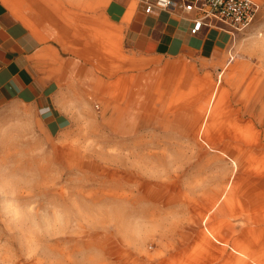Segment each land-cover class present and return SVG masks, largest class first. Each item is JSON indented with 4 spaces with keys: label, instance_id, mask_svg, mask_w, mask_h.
Instances as JSON below:
<instances>
[{
    "label": "rangeland",
    "instance_id": "374dc122",
    "mask_svg": "<svg viewBox=\"0 0 264 264\" xmlns=\"http://www.w3.org/2000/svg\"><path fill=\"white\" fill-rule=\"evenodd\" d=\"M4 1L55 46L70 125L0 112V264H237L199 244L223 220L251 226L238 243L264 264V190L249 172L264 171V0L219 68L133 52L100 13L108 0ZM172 63L200 83L168 86ZM186 205L198 223L178 252Z\"/></svg>",
    "mask_w": 264,
    "mask_h": 264
},
{
    "label": "crops",
    "instance_id": "0c3cea01",
    "mask_svg": "<svg viewBox=\"0 0 264 264\" xmlns=\"http://www.w3.org/2000/svg\"><path fill=\"white\" fill-rule=\"evenodd\" d=\"M100 13L114 26L124 45L138 54L195 55L219 68L231 51L232 35L214 27L192 33L191 17L180 9L145 13L139 0L135 5L132 0H108ZM54 48L47 33L30 26L0 0V112L28 106L41 116L48 131L56 133L67 129L70 117L60 100V72L52 60Z\"/></svg>",
    "mask_w": 264,
    "mask_h": 264
},
{
    "label": "bare ground",
    "instance_id": "6f19581e",
    "mask_svg": "<svg viewBox=\"0 0 264 264\" xmlns=\"http://www.w3.org/2000/svg\"><path fill=\"white\" fill-rule=\"evenodd\" d=\"M262 32V31H261ZM260 34V33H259ZM262 37V35H261ZM174 64V63H172ZM175 65V64H174ZM170 66V65H169ZM183 67V65H181ZM182 67H175L171 65V67L165 68L162 72H163V77H161V79L164 78V82L168 84V86H175L177 89L180 88L181 84H187V87L189 89H192L193 86H196V84L200 83L199 81H201L199 79V77H197V75L194 73L193 68L192 67H187V68H182ZM165 88V87H164ZM163 88V89H164ZM208 98V97H207ZM201 124H197L195 122V126H194V132L198 133L201 130ZM213 133V132H212ZM206 136V135H205ZM205 139V138H204ZM206 145V143H205ZM217 146V145H216ZM207 147V146H206ZM229 151V150H228ZM240 163H242L240 161ZM264 166V165H263ZM250 173H252L251 175L253 176L254 174V178L255 180H257L258 182H260V185L263 186V190H264V171L260 172H251V170L249 171ZM240 173V172H239ZM246 173V172H245ZM244 174H240V176L242 177ZM240 178V177H238ZM251 179V178H250ZM251 181V180H250ZM230 182V181H229ZM247 183V182H246ZM252 183V182H250ZM230 184V183H229ZM226 185V184H225ZM248 185V184H247ZM259 185V184H258ZM237 186V185H236ZM235 186V187H236ZM230 187V186H229ZM246 187V186H245ZM225 188V187H224ZM222 189V188H221ZM226 189V188H225ZM234 191V190H233ZM218 195V194H217ZM223 196V195H222ZM236 196V195H234ZM262 196V195H261ZM184 197V196H183ZM190 197V196H189ZM253 198V197H252ZM205 200V199H204ZM260 200L262 201V198L260 197ZM228 201V199L226 200ZM252 203H256L257 199L253 198L251 199ZM190 203V202H188ZM187 203V204H188ZM230 203V202H229ZM185 204V203H184ZM192 204V203H191ZM262 204V203H261ZM197 205V204H196ZM231 205V204H229ZM187 206V210L190 211V209H192L189 205ZM214 206V205H213ZM242 206V205H241ZM215 209V208H214ZM240 209V208H239ZM263 210V209H262ZM200 211V210H199ZM233 211V210H232ZM249 211V210H248ZM235 212V211H234ZM258 212V211H257ZM184 213V212H183ZM200 213V212H198ZM202 213V212H201ZM254 213V212H253ZM189 214V213H188ZM261 214V213H260ZM264 215V214H263ZM185 216V215H184ZM198 216V215H197ZM249 216V215H248ZM261 216V215H260ZM202 218V222L205 220L206 223V218L207 215L200 216ZM254 217V216H252ZM184 218V217H183ZM244 218V217H243ZM257 218V217H256ZM255 218V219H256ZM232 219V218H231ZM181 220V219H180ZM179 220V221H180ZM212 220V219H211ZM221 220V219H220ZM248 220V219H247ZM185 219L182 220L181 223L177 224V228L176 230L172 233L173 237L175 238V243L176 245L172 244V250H178L179 251H184V249H186L189 245V240L192 236V229H193V225L194 223H198V219H196L195 217H193V215L191 214L190 211V215L188 216V219L186 220V222L184 223ZM210 221V220H209ZM260 221V220H259ZM214 222V221H213ZM261 222V221H260ZM223 226L222 228H219L218 225L216 227H211V228H205L206 232L204 231H199V240L201 241V243L199 242V244L201 245V250L204 249L207 253L209 252V250H212L211 254L214 258V260H223L227 263H239L240 259L245 262V264H262L260 261L253 259L251 260V256L249 255V251L251 250L250 247H244L243 245L238 243V237H240V235L245 236L246 233L248 232L249 229H251L250 225L248 224L246 227H239V226H235L232 223L228 222V221H224L223 220ZM241 224V222H240ZM175 228V225L173 226ZM172 227V228H173ZM199 228V227H198ZM253 228V227H252ZM234 231H238L236 233V235H231ZM257 231V230H256ZM255 232V231H254ZM240 235H239V234ZM259 233V232H258ZM254 234V233H253ZM261 234V232L259 233ZM231 235V236H230ZM241 242V241H240ZM260 244V243H259ZM263 246V245H262ZM254 247V246H252ZM259 247V246H258ZM258 249V248H257ZM194 252V251H193ZM262 252V251H261ZM202 253V252H201ZM204 253V252H203ZM196 255V253H194ZM200 254V253H199ZM202 255V254H200ZM204 255V254H203ZM204 257V256H203ZM211 257V256H210ZM262 257V256H261ZM35 259V258H34ZM210 259V258H209ZM133 260V259H132ZM166 260V259H165ZM165 260H161L160 264H162ZM261 260V259H260ZM210 261V260H209ZM27 262V261H26ZM40 262V260H39ZM11 263V262H10ZM16 263V262H15ZM209 263V262H208ZM13 264V263H12ZM38 264V263H37ZM103 264V263H102ZM129 264V263H128ZM158 264V262L156 263Z\"/></svg>",
    "mask_w": 264,
    "mask_h": 264
},
{
    "label": "built area",
    "instance_id": "2783aa9c",
    "mask_svg": "<svg viewBox=\"0 0 264 264\" xmlns=\"http://www.w3.org/2000/svg\"><path fill=\"white\" fill-rule=\"evenodd\" d=\"M143 11L180 9L191 18V32L214 27L230 35L246 30L258 10L255 0H139Z\"/></svg>",
    "mask_w": 264,
    "mask_h": 264
}]
</instances>
